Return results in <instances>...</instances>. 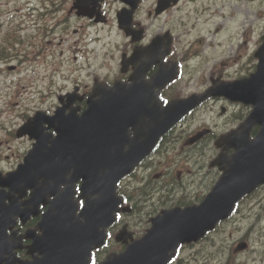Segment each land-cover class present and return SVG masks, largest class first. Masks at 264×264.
<instances>
[{"label": "flooded vegetation", "instance_id": "flooded-vegetation-1", "mask_svg": "<svg viewBox=\"0 0 264 264\" xmlns=\"http://www.w3.org/2000/svg\"><path fill=\"white\" fill-rule=\"evenodd\" d=\"M29 10V12L27 11L18 16L14 15V13L9 15L7 11L0 8V75L7 74L8 72L10 74H15L22 63L26 62L27 59L32 58L33 53H35V59L40 56L39 52L36 50V48L39 47L37 29L39 25V16L36 15L34 18V15H31L38 10L33 8ZM169 11L170 10L165 13H168ZM143 13L145 14L142 15ZM24 15H31L29 18L30 23H35V25L27 30H25V23L23 18H21ZM45 15L48 16L49 11L45 12ZM5 17H7L6 20H4ZM18 18L19 20L21 18L20 24L17 23ZM32 18H34V20H32ZM134 18L135 27L138 28L145 25L147 35L152 33L151 28L154 27L158 19L153 18L152 8H148L146 11L141 8L135 13ZM34 26L36 27V37L33 38L28 33V42L24 39V33L25 31H31ZM155 33L158 34V32ZM150 40L151 39L147 40L145 44H149ZM84 42H86V38L83 40V43ZM175 43L176 42L173 41L170 56L166 58L168 61H178L180 57L178 56L180 51L177 49ZM134 47L135 45H133V48ZM78 50L79 63L82 62V65L87 68V45L84 44L82 50L78 46ZM74 57H76V54ZM116 57L117 54H115V59ZM89 67L94 69L92 70V73L97 71L102 72V70L107 69V65L97 60V58L91 60ZM157 69L158 66L152 67L145 76L146 80H150ZM132 71L133 70L130 67L126 74H122L118 68L115 71V82L120 80L127 82ZM94 77L96 78L94 80L95 82L99 76L96 75ZM78 85L79 84H75L74 88ZM166 91L167 90H165V92ZM81 94L84 96L87 95V86L84 87ZM77 105L83 110L86 105V100L84 99L81 103H77ZM248 113L249 108H247V110H240L234 116L236 120H240L243 117L246 118ZM183 127L184 125L181 124L173 131L163 136L159 140V150L151 155L147 161L140 166V178L137 180V183L132 186L133 188H122L125 192H128L129 190L137 191L140 194V197L136 198L133 195H130V199L133 203L142 205V207L137 209L136 205L132 204V213L121 214L118 218L117 224L110 229V235L115 237L116 245L115 250H112L111 252L120 253L126 248L125 243L117 242L116 240V235L121 230L127 229L132 234L133 239H139L146 234L151 227L153 218L165 210L200 204L206 194L211 192L217 184L221 176V171L220 167L215 165V161L221 154V149L216 147V134L212 132L210 135L203 137L195 144H189V141H184L182 144H179V146H175L171 149L168 148L165 145L168 141L177 142L180 140L181 135L177 133L183 129ZM256 132L257 131L253 130L252 135H255ZM207 140L211 141V147L205 145ZM233 153L234 149H229L226 151L225 156L230 157ZM160 155H162V157H160ZM23 159V149H17L11 156L3 154L2 162L4 165H0V173L6 175L9 172H13L22 164ZM147 171H149V173L144 176L143 173ZM258 192L259 189L250 195L245 196L239 203V206L244 201L254 198ZM26 193L31 196L32 191L27 190ZM23 197V194H13L9 188H4L0 185V256L7 257L13 255L12 258L14 261L9 262L8 264H16L18 260L28 262L32 260V255L29 254V247L33 243L32 236H38L41 234L38 230L36 232V228L41 221V214L45 213L47 210V207L41 206V213L39 215L29 216L24 221L22 218L27 217L24 210L26 208V201L29 197ZM46 198L47 201L50 202L53 199V196H46ZM13 199L14 202H12ZM30 232L36 233L30 234ZM212 239V234H208L204 239L197 243L181 245L178 249V257L171 261L170 264H200V255L202 252L205 254L203 259L208 261L211 259L209 248L210 246L212 247V244L210 243V240ZM125 242H132V239L127 238ZM221 247H223V244H221ZM36 251L40 254V250L37 249ZM103 254L102 252L98 253L97 261L103 259Z\"/></svg>", "mask_w": 264, "mask_h": 264}, {"label": "water", "instance_id": "water-1", "mask_svg": "<svg viewBox=\"0 0 264 264\" xmlns=\"http://www.w3.org/2000/svg\"><path fill=\"white\" fill-rule=\"evenodd\" d=\"M82 7H89L90 4L96 3L98 0H77ZM259 59L257 71L251 75L249 79L236 81L221 85L214 95L228 97L232 100H240L255 106L256 111L262 106L264 111V41L256 53ZM163 74V84L171 82L176 73ZM103 100L98 103H90L88 110L84 113L86 123L78 124V127H72L71 123L64 124L61 128H57L58 136L63 138L81 137L80 132L83 128L87 129L88 136H97L99 131L103 138V143L94 149V155L91 159L97 162L99 159L103 161L104 171L100 180L96 179V169L93 172L88 171L86 176V188L92 191V198L88 199L89 204L83 209L82 216L86 219L84 223H73L72 228L79 227L75 232L69 235V230H56L57 240L55 253V264H83L82 255L76 252L77 249H85L90 254L91 250L98 245L104 243L106 237V229L114 221V213L117 206L113 186L117 179L128 173L132 167L139 161L144 151L133 152L131 154L120 155L119 165L115 167L113 164V138L115 137V115L119 113H127V108L131 105H139L140 92L137 88L131 90L125 95H119V101L115 102V87L102 93ZM197 103L195 101H187L181 103H170L163 108L165 117L164 129H169L177 123L184 115L193 109ZM263 117H264V112ZM59 112L57 113V116ZM82 124V125H81ZM84 126V127H83ZM76 130L73 133L72 130ZM91 131V133H89ZM235 160L234 167L225 169V174L215 191L208 196L202 206L190 210H175L173 214H165L159 218L157 226L162 224L160 228L153 232L157 235L158 240L151 238L153 242L161 241L164 246L155 248L158 252L165 250L171 244H176L180 240L185 241L188 238H196L202 236L206 231L215 227L219 220L229 216L233 209V205L238 198H227V191L224 188H238V197L252 191L255 187L264 183V129L257 141V150L251 151V155L238 156ZM102 198L99 206H96V199ZM72 214L66 212L58 217L65 221V217ZM156 226V227H157ZM71 241V245L67 246V242ZM142 247L144 241L139 243ZM75 250V251H74ZM156 254V253H152ZM165 264L170 257L165 254L160 258ZM151 260L149 255L138 249L137 251L130 247L122 255H111L102 264H149Z\"/></svg>", "mask_w": 264, "mask_h": 264}, {"label": "rangeland", "instance_id": "rangeland-1", "mask_svg": "<svg viewBox=\"0 0 264 264\" xmlns=\"http://www.w3.org/2000/svg\"><path fill=\"white\" fill-rule=\"evenodd\" d=\"M17 2L19 0H16ZM184 6L177 10H173L168 14L167 18H171L172 24L178 30L179 35L176 33L179 42L189 40L201 51V62L197 67L191 66L185 68L184 79L187 77L188 72L195 73V80L193 85L188 89H195L197 84L196 80L200 78L209 79L212 69L216 66L218 61L226 55V65L218 66L216 73H221L226 78H234L239 75L246 74L253 67V62L249 61L250 55L256 50L261 42L262 35L264 34V0H184ZM0 8L8 11L9 15L19 14L16 12L17 5L10 0H0ZM7 17L4 18L6 20ZM215 31L218 33L215 34ZM232 36V43H229L228 36ZM181 36L182 40H181ZM200 37L204 40L202 46H199L198 41ZM218 43L219 46L224 44L225 54L215 56L211 53L214 46ZM181 43V44H183ZM243 44L241 48H238ZM209 53V54H208ZM238 55H241L240 57ZM115 71H113L114 73ZM187 89V90H188ZM16 103V102H15ZM27 105H32L28 103ZM36 107L31 112L24 114L34 115L39 110H46L43 103L36 104ZM51 110V108H50ZM18 122L15 126L9 129L8 133H13L21 125ZM195 124L194 126H196ZM0 138H5V135L0 134ZM8 138V136L6 137ZM17 144V143H16ZM8 145H15L10 140H5V149ZM30 144L26 143L25 149H28ZM263 201L253 208L250 205L244 204L240 207L243 214L247 215L251 210V214L244 216L239 224L235 226L240 227V231L233 228V225L227 226V232H223V237H227L229 231H233L236 240L243 238L245 231L243 227L245 224H250L253 219H261V229L256 236V241L263 244V249L255 245L254 239L250 240L251 248L264 252V189L261 193ZM261 198V199H262ZM253 208V209H252ZM237 217H241L237 215ZM220 233V232H219ZM218 233V234H219ZM219 240L217 237H215ZM263 238V240H259ZM114 242L112 241L109 248H112ZM225 256L216 255L217 262L215 264H253L250 261L252 257L251 250L245 255L240 257L242 253L230 254V249L225 251ZM214 264V263H213Z\"/></svg>", "mask_w": 264, "mask_h": 264}, {"label": "bare ground", "instance_id": "bare-ground-1", "mask_svg": "<svg viewBox=\"0 0 264 264\" xmlns=\"http://www.w3.org/2000/svg\"><path fill=\"white\" fill-rule=\"evenodd\" d=\"M169 193V192H168Z\"/></svg>", "mask_w": 264, "mask_h": 264}]
</instances>
